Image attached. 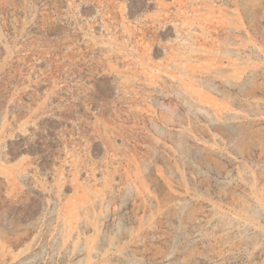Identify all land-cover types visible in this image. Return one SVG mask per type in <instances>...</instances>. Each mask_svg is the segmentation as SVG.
<instances>
[{
	"label": "rangeland",
	"instance_id": "1",
	"mask_svg": "<svg viewBox=\"0 0 264 264\" xmlns=\"http://www.w3.org/2000/svg\"><path fill=\"white\" fill-rule=\"evenodd\" d=\"M162 1L0 0V264H264V0Z\"/></svg>",
	"mask_w": 264,
	"mask_h": 264
},
{
	"label": "bare ground",
	"instance_id": "2",
	"mask_svg": "<svg viewBox=\"0 0 264 264\" xmlns=\"http://www.w3.org/2000/svg\"><path fill=\"white\" fill-rule=\"evenodd\" d=\"M161 2H162V4H163V1L162 0H160ZM180 1V0H179ZM180 3H182L181 1H180ZM165 6V5H164ZM160 16H162V15H160ZM159 17V16H158ZM182 23H181V25H184V24H189L188 23V21H187V19H183V21H181ZM181 28H180V26L179 27H176V31L177 32H181ZM217 43H219L218 42V40H216L215 42H213V45L216 47L217 46ZM205 49H207V48H205ZM200 50H202L201 48L200 49H197V50H192L191 51V53H199L200 52ZM205 51H207L208 53H209V56H211V57H217L218 56V53H220V52H223L220 48H218V53H212V50L211 49H209V50H205ZM178 54H180V53H178ZM189 58V57H188ZM190 59V58H189ZM185 65H187V67H188V69L186 68V70L188 71V72H195V68L193 67V66H190L189 64H186L185 63ZM185 88H188V85H186L185 84ZM190 94H192V95H195L194 94V92L192 91V90H190ZM197 98H199L200 100H201V97L200 96H198L197 95ZM183 100V99H182ZM70 215H72V214H70ZM73 219H75V217H74V215H72V216H70V218L68 219L67 218V220H66V222L67 223H70L71 222V220H73Z\"/></svg>",
	"mask_w": 264,
	"mask_h": 264
}]
</instances>
